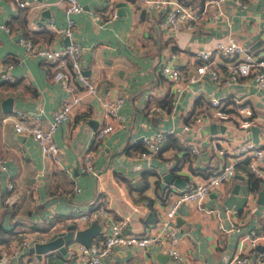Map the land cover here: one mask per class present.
<instances>
[{
	"label": "crops",
	"instance_id": "0c3cea01",
	"mask_svg": "<svg viewBox=\"0 0 264 264\" xmlns=\"http://www.w3.org/2000/svg\"><path fill=\"white\" fill-rule=\"evenodd\" d=\"M80 1L84 10L74 14L75 38L84 45L81 61L85 72L95 79L99 96L85 95L84 106L58 126L55 139L64 151L63 162L58 163L44 156L32 135L17 132L10 119L2 120L1 117L16 108H24L39 110L48 121L64 100L67 92L53 79L50 62L28 52L18 42V37L22 33L52 46L62 45L66 41L56 36L50 21L57 25L66 23V2L29 0V5H23L21 0H0V22L11 27L8 31L0 26V60L14 62L11 68L14 79L0 81V160L6 165L1 167L0 164V224L7 229L6 234L13 228L19 235L9 242L28 234V228L34 230L29 232L32 239L43 233L49 235L57 222L70 221V218L74 221L80 211L86 214L90 208H97L101 213L93 218L75 217V221L83 228L92 219H99L102 230L92 242L109 229L114 217L124 215L128 216L129 231H154L157 219L163 215L170 200L163 192L165 186L188 187L202 180L206 172L216 169L221 160L234 159L230 152L224 157L214 154L213 138L233 150L249 136V129L239 126L233 119L208 120L198 127L194 124V130L189 131L182 128L191 109L205 106L212 95L231 99L239 96L246 100L255 110L252 125L258 126L257 137L253 136L250 126L252 138L264 143V87H259L253 77H240L238 81L226 83L224 79L229 70L225 60H221L218 66L223 80L214 81L208 74L203 75L182 89L174 105L172 83L161 73L158 64V58L170 56L172 62L187 72L198 61L195 57L197 49L226 39L231 32L249 51L264 56L263 0H228L226 16L214 21L207 13L205 19L192 27L182 24L176 31L163 23L162 10L147 9L144 0H114L116 15L100 21L94 14L112 8L110 0ZM119 1L124 2L123 14L117 11ZM185 1L203 5L206 0ZM117 95L125 96L121 109L126 117L125 126L113 129L95 142L98 126L111 120L104 114L100 98ZM8 97L12 98L10 109L5 106ZM154 100H159L166 108L171 105L170 113L161 115L151 109ZM92 116L97 117L95 122L90 120ZM162 127L176 129L174 135L182 147L170 143L149 164L145 159L136 158L143 147L144 135ZM191 142L199 145V154L192 153ZM89 150L95 156L99 177L81 169ZM170 160L178 164V169L165 163ZM139 161L143 168L136 169L135 164ZM259 166L264 173V160ZM167 171L172 174L170 179L162 177ZM236 174L241 176H233L206 199L205 204L212 206H207L208 209L213 210L200 209L191 201L180 205L174 221L180 229L181 261L176 262L169 255L167 261L162 262L157 253L164 250L156 245L147 248L120 245L105 259V264H114L116 260L130 264H229L222 255L238 252L242 234L231 226L246 229L263 223L264 203L258 201V193L264 186L253 189L245 168H240ZM9 181L14 183L12 192L15 194L10 207L4 203ZM236 185L239 190L229 207L225 199ZM218 202L223 208L214 204ZM80 243L71 242L64 254L54 250L50 257L45 252L40 257L37 251L30 250L33 242L25 248V253L4 264H83L78 262V257H70ZM3 244L6 243L0 244V251ZM259 246L254 251L259 252L263 244Z\"/></svg>",
	"mask_w": 264,
	"mask_h": 264
},
{
	"label": "built area",
	"instance_id": "2783aa9c",
	"mask_svg": "<svg viewBox=\"0 0 264 264\" xmlns=\"http://www.w3.org/2000/svg\"><path fill=\"white\" fill-rule=\"evenodd\" d=\"M22 1L28 2L29 0ZM227 1L206 0L200 10L193 9L183 0H144V5L147 9L155 10L154 12L162 10L164 12L163 23L169 29L176 31L182 24L192 27L199 20L205 19L207 13L214 21L226 16L225 5ZM65 2L66 23L57 25L54 21H50V26L54 29L57 37L64 38L68 36V41L63 42L62 45L52 46L41 39H35L22 33L18 37V42L23 44L28 52L50 62L53 79L60 82L67 92L64 100L54 110L52 119L48 121H46L39 110H26L24 108H16L14 112L6 113L1 117L2 120L10 119L17 132L32 135L38 141L44 156L52 158L58 163H62L64 158V151L55 139V131L58 126L63 121L68 120L72 113L84 106L85 95L99 96V89L95 79L85 72L81 61L84 45L82 41L75 38L77 27L74 14L82 12L84 5L80 0H65ZM109 5L113 9L109 8L98 12L94 14V18L100 21L103 18L107 20V18L110 19L115 16L114 0H110ZM0 26L8 31L11 30V27L4 22H0ZM169 57L162 56L158 58V64L161 73L172 83L170 90L173 93L174 105L178 101L182 89L199 80L203 75L208 74L211 80L214 81L223 80L218 66L221 60H225L229 70L228 76L224 79L226 83L238 81L240 77H253L259 87H264V56L249 51L247 46L232 32L228 33L226 39H220L211 46L197 49L195 57L198 61L193 62L195 67L188 69L187 72L183 71L182 66L172 62ZM13 65L14 62L12 60H0V81L14 79V74L11 71ZM124 101V95H117L114 98H100L102 110L111 120L98 126L95 132V142L113 129L125 126L126 117L121 111ZM152 106L151 109L154 108L161 115L170 113L161 105L159 100H154ZM190 107L194 106L190 105ZM254 111L253 107L239 96L231 99L217 95L209 97L205 106L197 110L191 109L189 118L184 120L182 124V128L185 131L194 130V124L198 127L203 122L212 119L230 121L233 119L239 126L249 129V136L237 143L233 150H229L228 147L220 144L216 138L211 140V148L214 154L224 157L227 152H230L233 154L232 157L234 159L230 161L221 160L216 170L188 187L178 185L165 186L163 192L168 194L170 200L163 215L157 219L154 231H151V229L143 232L129 231L127 215L114 217L109 223V229L98 237L96 241H93L91 245L81 242L75 247L70 257H78V262L83 264H105V259L115 251L117 246L137 245L147 248L150 245H156L161 250L169 252L176 262L181 261L183 252L180 246V229L175 224L174 217L182 203L191 201L200 209H208L205 204L206 199L221 184L235 176L240 168H245L248 172L252 171L260 176L264 186V173L259 166V162L264 160V143L261 144L255 141L250 132ZM168 133H177V130L162 127L154 130L151 134L144 135L143 147L135 157L145 159L149 164L153 158L158 157L163 151L162 144ZM181 139L185 140L184 137ZM190 150L194 155L200 153L199 145L195 142H191ZM165 163L171 167L177 165L172 160L165 161ZM0 164L1 167L6 166L2 159ZM135 167L136 169L143 168L140 161L135 164ZM81 169L83 172L92 173L99 177L100 171L96 168L95 156L92 150L85 153ZM160 169L162 168L160 167ZM158 174L161 175V171H158ZM7 187L8 191L4 197V203L9 205L15 199V194L12 192L14 183L9 181ZM76 189H79V187H76ZM146 204L148 205V201H146ZM208 210H213V208ZM85 213L80 211L75 216L77 217L76 219H82V217L85 218L87 216L93 218L101 211L97 208H90ZM262 219L263 223L261 222L259 225L256 224L246 229H241L238 225L231 226V228L241 231L242 234L239 239L238 252L233 254L223 253V260L226 263L237 264L253 261L255 264H264V229L262 228L264 225V209L262 211ZM46 238L47 234L43 233V236L32 239L28 232V234L26 233L16 240L3 244L0 251V264L8 262L14 256L17 258L25 253V248L35 240L43 241ZM260 243L263 244V247L259 252L254 251ZM45 253L47 257L52 255L50 250ZM114 264L130 263L124 260H116Z\"/></svg>",
	"mask_w": 264,
	"mask_h": 264
},
{
	"label": "water",
	"instance_id": "95a60500",
	"mask_svg": "<svg viewBox=\"0 0 264 264\" xmlns=\"http://www.w3.org/2000/svg\"><path fill=\"white\" fill-rule=\"evenodd\" d=\"M117 6H118L117 7L118 13L123 14L122 9L125 7L124 2L119 1L117 3ZM63 40L68 41L69 40L68 36H65ZM11 100H12L11 97L7 98L5 103L6 109L11 108ZM96 119H97L96 116L90 117V120H92L93 122H95ZM251 127H252L253 136L257 137L258 126L252 125ZM236 176H241V175L236 174ZM163 177L170 179L172 177V174L170 171H167L164 173ZM238 190H239L238 185H236L233 188V193L228 195V197L225 199V203L229 207L233 205ZM258 201L264 203V189L259 191ZM151 213L153 214V212ZM54 227H55V231L50 232L45 240L43 241L35 240L34 244L30 247V250L37 251L40 257L42 252H46L49 250L51 254L54 253V250H56L58 253L64 254L66 253L68 246L73 241H80L87 245H91L93 237L102 230V224L99 222L98 218L92 219L91 223L83 228L79 227L75 219L74 221L70 220L65 222L64 220V222H58ZM169 255H170L169 252H165V251H159L157 253V257H159L164 263L169 258Z\"/></svg>",
	"mask_w": 264,
	"mask_h": 264
},
{
	"label": "trees",
	"instance_id": "16d2710c",
	"mask_svg": "<svg viewBox=\"0 0 264 264\" xmlns=\"http://www.w3.org/2000/svg\"><path fill=\"white\" fill-rule=\"evenodd\" d=\"M184 2H186L187 4H189L193 9H195V10H200V9H202L203 8V6H204V4H205V1H204V4L203 5H196L194 2H187V1H185L184 0ZM21 4H23V5H29V3L26 1H22L21 0ZM197 6H199V7H197ZM161 105L166 109V110H168V111H170L171 110V108H172V106L170 105L169 107H165L166 105H164V104H162L161 103ZM191 112V111H190ZM189 116H190V113L185 117V120H187L188 118H189ZM170 143H173V144H175V146L177 147V148H181L182 146L180 145V144H178V142H177V140H176V137H175V135H174V133H168L167 135H166V138H165V141H164V143L162 144V150L164 149V147H167ZM190 155V154H189ZM190 157H191V155H190ZM191 160V159H190ZM174 169H178V164L175 166V167H173ZM201 172H203L204 170H202V168H198ZM214 170H216V169H214ZM214 170H212V171H214ZM212 171H210V172H212ZM210 172H206L205 174H209ZM248 176H249V180H250V183H251V187L253 188V189H259V187H260V185H263L262 184V181H261V177L260 176H258V175H256L254 172H252V171H249L248 172ZM157 186H158V183H157ZM13 204V202L11 203V204H9L8 206L10 207L11 205ZM8 208V207H7ZM7 233V229H5L4 227H2L1 226V224H0V244H2V243H7V242H9L12 238H14V237H18L19 235H18V233H16V231L13 229V228H10L9 229V234H6Z\"/></svg>",
	"mask_w": 264,
	"mask_h": 264
},
{
	"label": "rangeland",
	"instance_id": "374dc122",
	"mask_svg": "<svg viewBox=\"0 0 264 264\" xmlns=\"http://www.w3.org/2000/svg\"><path fill=\"white\" fill-rule=\"evenodd\" d=\"M183 26V25H182ZM207 204V203H206ZM215 205H220L222 208H223V204L221 203V202H218V203H214ZM207 206L208 207H212V206H209L208 204H207ZM58 223V222H57ZM28 231L29 232H31V233H33L34 232V230L33 229H31V228H28ZM53 231H55V229L53 228V229H51L50 230V232H53Z\"/></svg>",
	"mask_w": 264,
	"mask_h": 264
}]
</instances>
